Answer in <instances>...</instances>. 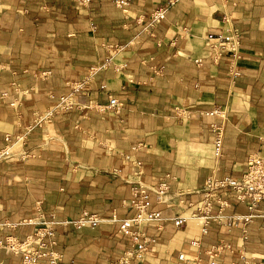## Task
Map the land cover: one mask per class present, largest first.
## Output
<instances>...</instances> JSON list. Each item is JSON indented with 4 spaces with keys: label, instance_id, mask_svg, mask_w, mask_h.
<instances>
[{
    "label": "crops",
    "instance_id": "crops-1",
    "mask_svg": "<svg viewBox=\"0 0 264 264\" xmlns=\"http://www.w3.org/2000/svg\"><path fill=\"white\" fill-rule=\"evenodd\" d=\"M165 4L130 0L122 11L113 0L88 6L0 0V149L9 135L18 153L0 164V239H23L33 225L22 221L40 213L71 219L87 211L104 222L59 228L56 248L65 264H112L132 245L117 223L135 214L129 182L156 187L164 180L167 194L161 202L151 194L149 208L161 211L162 219L143 227L155 241L143 260L131 264H207L204 251L217 244L226 247L219 264L240 253L250 264H264V217H254L245 231L239 223L228 225L231 217L249 213L231 191L222 194L228 206L221 218L204 227L194 215L208 177L239 178L250 156L264 157V0H179L145 30L149 13ZM228 27L240 37L234 81L230 58L215 62L206 40ZM109 45L122 48L78 100L103 103L112 95L120 111L72 108L28 130L35 113L69 93L67 83L109 57ZM214 108L224 109L225 117L206 113ZM221 122L222 153L215 158L211 124ZM134 161L141 163L139 178ZM112 169L119 173L105 172ZM176 216L185 221L175 225ZM19 263V255L0 248V264Z\"/></svg>",
    "mask_w": 264,
    "mask_h": 264
},
{
    "label": "built area",
    "instance_id": "built-area-1",
    "mask_svg": "<svg viewBox=\"0 0 264 264\" xmlns=\"http://www.w3.org/2000/svg\"><path fill=\"white\" fill-rule=\"evenodd\" d=\"M83 6H88L92 0H78ZM179 0H166V4L162 7L153 9L148 16L144 29L148 32L158 21L164 19L167 9L174 5ZM116 7L122 11H126L130 0H113ZM206 40L212 49L213 60L219 61L224 55L231 60L229 69L230 78L234 81L239 76L237 70V60L240 56V37L235 29L228 27L224 32L209 33ZM111 54L102 63L90 67L85 76L78 81L67 83L69 93L57 97V102L53 107L34 114L32 123L27 127L31 130L35 127H43L50 123L52 119L62 111L72 108L93 109L99 113L113 112L118 113L122 108V103L114 96L108 95L107 101L97 103L93 100L82 102L78 97L82 95L86 86L94 78L96 73L105 69L111 63L113 52L121 50V46L109 45ZM47 72H42V76H46ZM101 89L105 85H100ZM14 103H11L13 105ZM207 114L218 115L225 117V110L214 108ZM213 132V155L218 158L222 153L224 123L211 124ZM6 144L0 149V164L10 162L18 155L13 149V141L9 135L5 137ZM29 155L27 152L20 153L19 156L25 157ZM135 177L141 175V163L134 161ZM106 173L117 175L118 169L105 170ZM130 197L128 205L135 209V214L132 217H127L117 220L118 231L130 239L131 247L112 264H131L133 259L143 260L147 251V244L154 242V236H146L143 232V227L149 223L158 222L162 219V213L158 210H150L152 205L151 194H154L157 202H161L163 197L168 192V186L164 180H160L156 187H148L143 184L140 179L129 182ZM201 191L203 199L196 207V213L203 219L204 227L210 221L221 218L223 209L228 206V202L223 199L222 194L226 191H231L236 200L245 203L249 213L240 216H233L228 222L232 226L236 223L241 224V229L245 231L246 225L254 217H264V209L261 202L264 199V157L254 154L249 157L246 163V168L239 178H216L210 176L202 185ZM216 213H212L214 207ZM175 225H181L185 218L176 216L172 219ZM104 222L96 214L83 211L78 217L71 219H57L54 213L48 216L40 213L36 219H27L22 221V224L33 225L32 232L23 239H18L15 236L7 235L0 239V248L5 249L15 255L20 256L19 264H65L62 254L57 250V230L61 227H72L74 229H82L84 227L95 228L100 223ZM7 223H3L6 225ZM197 241H192V245H196ZM226 247L221 244L210 246L204 253L208 257L207 264H219L218 256ZM178 259L184 260V254L179 253ZM230 264H250L245 254L240 253L237 260L231 261Z\"/></svg>",
    "mask_w": 264,
    "mask_h": 264
}]
</instances>
